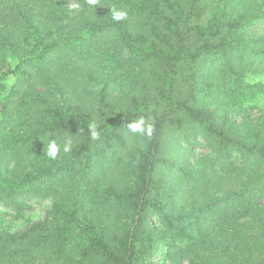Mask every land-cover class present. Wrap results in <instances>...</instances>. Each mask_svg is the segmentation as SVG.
Listing matches in <instances>:
<instances>
[{
  "label": "trees",
  "instance_id": "trees-1",
  "mask_svg": "<svg viewBox=\"0 0 264 264\" xmlns=\"http://www.w3.org/2000/svg\"><path fill=\"white\" fill-rule=\"evenodd\" d=\"M203 1L95 0L90 4L89 0H76L80 9L73 11L68 8L72 0H0V23L11 24L8 30H0L4 45L0 112L8 109L19 83L35 81L37 73L55 77L52 71L57 64L51 56L61 52L57 51L60 46L65 51L91 47V58L85 60L80 79L102 83L98 105L91 110L82 108L74 98L50 103L43 90L30 89L21 103L26 113H34L32 121L25 122L23 131L9 142L11 152H29L38 141H46L48 147L55 141L62 158L56 157L35 172L11 169L7 180L17 177L19 183L39 187L54 169L70 175L62 197L54 201L44 219L23 232L0 233V264H35L6 250L19 239H26L28 246L47 248L45 259L36 264H264V205L251 198L249 206L243 197L246 191L254 198L264 196V172L255 174L244 166L264 161V144L254 133L251 139L241 136L228 112L203 105L201 96L208 97L212 84L193 88L200 75L209 73L204 65L212 57L221 60L217 72L225 76L264 54V48L248 45L245 38V28L263 12L216 6L201 21L208 0ZM113 7L126 10L127 17L114 21ZM132 73L136 77L120 104L118 95V99L111 96V86H125ZM8 76L15 78L12 86L3 82ZM182 84L187 85L185 94ZM141 117L153 125L152 135L137 133L129 143L128 125ZM186 124L200 129L205 145L215 150L223 165L221 173L208 165L189 167L191 177L196 174L206 186L214 179L217 185L223 182L221 197L203 194L204 199L198 205L193 203L197 206L188 213L172 204L168 192L162 190L166 167L187 174L185 167L165 156L163 148L165 134ZM92 125L98 133L95 139ZM255 126L250 122L247 129ZM184 137L191 139L188 134ZM69 140L71 149L65 153L63 146ZM117 147L126 152L118 169L110 170L106 164L107 169L89 178L94 175V153L112 156ZM232 149L237 150L241 165L232 162ZM62 162L64 165H54ZM0 189V201L13 202V185ZM242 203L251 210L249 232L239 227L237 213L243 209ZM215 208L224 210L219 226L222 236L211 244L215 237L201 238L205 234L200 223L202 215L211 217ZM192 239L197 242L193 249L200 251L195 256L188 249ZM172 253L176 262L171 261Z\"/></svg>",
  "mask_w": 264,
  "mask_h": 264
},
{
  "label": "rangeland",
  "instance_id": "rangeland-1",
  "mask_svg": "<svg viewBox=\"0 0 264 264\" xmlns=\"http://www.w3.org/2000/svg\"><path fill=\"white\" fill-rule=\"evenodd\" d=\"M204 5L206 6V13L200 16L202 17L201 21L209 18L212 14L211 12H213V8L216 6H226V8L230 9L235 8V10L241 12L251 10L263 12L260 19L255 20L252 25L245 28V38L248 45L255 46L258 49L264 48V0H208ZM10 25V23H0V30L6 31ZM2 37L3 35L0 31V53L1 48L4 46L1 42ZM62 47L60 46L57 50L58 52L61 51L59 54L51 56L53 62L57 64V67L52 71L55 77H46L41 73H37L35 81H23L19 83L18 93L12 100L8 101V109L0 112V174H2V177H0V188L5 185H13L15 189L13 191V202L4 203L0 201V233L23 232L44 219L49 214L54 201L60 200L62 197V193L67 187L66 181L70 175L69 173H64L62 170L54 169L51 172V178L39 187L19 183L17 177L7 180V174L11 169L14 170L15 168L18 173L21 171L35 172L40 166L51 164L56 160L47 156L48 145L46 141H38L29 152L22 150L13 153L9 148V142L13 136L17 132L23 131V128L26 127L25 122L32 121V113L34 112L31 114L26 113L22 109L23 105L21 104L27 99L26 95L31 93L30 89L45 91L47 100L50 103L61 98L71 100L74 98L75 102L77 101L86 110L94 109L98 105L102 83L93 84L89 79H80L82 69H85L83 68L86 65L85 60L91 58V47L83 45L72 51H65ZM131 60L134 62L133 59ZM248 63L249 65L247 66ZM204 66H207L205 71L209 70V73L206 76L200 75L196 79L195 87H193L195 90H198L202 86H206V84L213 85V88L206 92L208 97L201 96L203 98V105L213 111L228 112L233 122L238 124L237 129L241 136L251 139V134L254 133L260 136L259 141H262L264 144V54L249 61L247 60L241 66H237V73L235 74L227 72L225 76L219 75L217 70L221 66V60L217 57H212ZM135 77L136 73H132L131 77L126 80L125 86H122L120 83L114 84V87L111 86L113 89L111 96H116V99H118V95V102L120 104L125 102L128 92L126 87L130 85V82L134 81ZM103 80H105V77L100 79L101 82ZM135 81H137V78ZM3 82L7 86H12L15 83V78L8 76ZM186 87L187 85L185 84L180 86L184 94ZM2 102H4V99L0 96V105L3 104ZM109 102L112 103L114 100H110ZM250 122H255L256 126L247 129ZM186 134L191 139H186L184 137ZM136 135L137 133H133L132 131L128 134L129 143H133V138ZM205 143V136L202 135L200 129L194 124H186L183 129L169 132L164 136L163 148L165 156L185 167L187 174L177 169L166 167L167 169L163 171L162 190L168 192L169 196L167 195V198L170 199L172 204L178 208H182L186 213L192 207L195 208L204 199L205 195L215 199L222 196L221 188L223 181L217 185L214 179L211 181L212 183L206 186L205 181L197 178L196 174L192 178V173L189 172V167L200 168L205 165H208L210 170H216L219 173L223 172V165L218 161V155L215 150L205 145ZM230 152L232 162L241 165L242 163L236 160V156H238L237 150L232 149ZM125 153L124 149L119 147L114 149L112 156L109 153H105L102 157H99L98 154L94 153L93 160L91 161L94 175L89 178L98 176L100 170L108 165L111 167L109 168L110 170L115 171L118 169L125 159ZM60 157L62 158V154L58 153L57 158L60 159ZM54 165L61 166L64 165V162L60 164L55 163ZM244 166L255 174L264 172V161L262 160H258L253 164L245 163ZM230 172L232 175L236 173L234 170ZM209 177L213 179L210 174ZM242 177L246 179L247 176L244 174ZM215 185L217 186L215 187ZM190 189L192 190L190 191ZM2 193L0 189V196ZM243 197L247 203L252 198V201L257 200L260 205H264L263 195L261 198H254L252 193L246 191ZM193 203L197 205L194 206ZM235 204L237 203H233V205ZM241 205L243 209H238L237 213L238 221H240L239 227L243 231L249 232L252 227L250 219L252 216L249 212L251 210L250 208L247 209L246 203H242ZM249 206H252V204L249 203ZM223 212L222 208H215L212 211L211 217L208 213L202 215L200 223L201 232L207 235H203L201 238L208 240L210 238L208 235L215 237L211 238L213 240L211 244H216V239H220L222 236L219 226L223 219ZM191 242V245H188V249L192 251V256H195L200 251L193 249V245L197 244V242L194 239ZM201 245L205 246L203 242ZM6 250H12L19 257L30 259L35 264L43 261L48 253L47 248L28 246L26 239H19L13 244L8 245ZM174 251L176 252L175 249ZM155 257H158V255H155ZM176 259V255L172 253L171 261L176 262Z\"/></svg>",
  "mask_w": 264,
  "mask_h": 264
},
{
  "label": "clouds",
  "instance_id": "clouds-1",
  "mask_svg": "<svg viewBox=\"0 0 264 264\" xmlns=\"http://www.w3.org/2000/svg\"><path fill=\"white\" fill-rule=\"evenodd\" d=\"M94 2H95V0H89L90 4L94 3ZM68 8H69V10L78 11L80 9V4L78 2H76V0H72V2H70L68 4ZM111 15H112V19L114 21H122L127 17V11L126 10H120V9L113 7L111 9ZM91 127L93 129L92 137H93V139H95L98 136V133L94 130L95 125H92ZM128 127L133 133H139V134H144V135H148V136H151L152 132L154 130L153 125L151 123L147 122L143 117L129 123ZM70 149H71V141L69 140L67 143L64 144L63 151L65 153H67L70 151ZM59 151H60V148L57 145V143L55 141H52L49 144L47 156L49 158L55 159L57 157Z\"/></svg>",
  "mask_w": 264,
  "mask_h": 264
}]
</instances>
